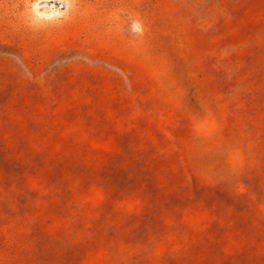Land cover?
I'll use <instances>...</instances> for the list:
<instances>
[{
	"label": "rangeland",
	"instance_id": "rangeland-1",
	"mask_svg": "<svg viewBox=\"0 0 264 264\" xmlns=\"http://www.w3.org/2000/svg\"><path fill=\"white\" fill-rule=\"evenodd\" d=\"M0 264H264V0H0Z\"/></svg>",
	"mask_w": 264,
	"mask_h": 264
}]
</instances>
